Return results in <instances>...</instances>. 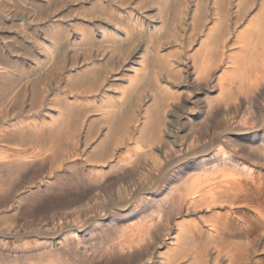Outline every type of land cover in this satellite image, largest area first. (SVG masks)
I'll return each instance as SVG.
<instances>
[{
  "label": "rangeland",
  "instance_id": "obj_1",
  "mask_svg": "<svg viewBox=\"0 0 264 264\" xmlns=\"http://www.w3.org/2000/svg\"><path fill=\"white\" fill-rule=\"evenodd\" d=\"M26 1L29 16L22 35L11 39L9 70L13 85L9 123L17 128L32 123L35 127L30 128L37 129L32 134L35 140L23 137L28 132L13 133L4 149L6 154L0 153L3 156L17 152L26 159L17 166L11 164L9 173L0 167V218L12 216L7 225L0 219V264H137V248L149 252L159 247L160 254L166 253L167 247L162 243H169L176 234L175 224H185L192 214L186 213L181 201L171 200L169 192L176 174L168 173L154 185L153 178L147 179L151 160L166 149L178 155L187 134L183 112L189 98L204 113L206 99L218 98L221 104L216 105L221 107H214L206 120L216 124L225 102H229L238 118L247 98L256 93V105L248 118L254 117L257 108L264 104V75L260 67L250 69L252 80L256 79L254 85L228 80L225 88L219 90L216 80L225 67H217L218 60H213L212 81H193L198 73L191 66L195 67L191 55L208 39L200 35L201 24L207 21L201 11L203 6L195 7L196 0ZM249 4L252 3L248 2L245 10L255 7ZM208 21V27L218 34L211 43L220 48L225 43L229 45V37L225 36L229 32H225L234 29L236 16ZM57 33L62 34L56 36ZM115 39L121 43L118 45ZM49 61L60 67L53 70L47 65ZM203 74L199 76L204 78ZM186 76L189 84L185 87ZM16 93L20 94L17 103ZM236 103L242 105V110L236 111ZM121 119L123 124L118 123ZM207 123L194 130L206 136ZM68 127H72L71 132ZM56 132L62 135L64 147L59 158L53 159V144L46 152L43 144ZM154 135V156L135 155L142 136L146 140ZM100 144L106 145L107 153L101 158L111 160L108 165L96 163L91 157L95 149L92 147ZM40 148L44 155L39 151L43 156L31 159ZM48 176H52L50 181L54 184H43L33 199L22 196L23 191L46 181ZM141 184L150 188L149 194H140L133 199V205L121 211L119 204L126 200L132 187ZM156 199H164L162 207L149 208ZM12 207L17 208L14 211ZM101 210H106L107 215L102 216L108 226L103 234H90L88 231L101 226V222H93L94 216L103 214ZM75 214L86 219L88 234L81 240L86 243L84 246L67 250L64 258L58 249L44 251L39 247L36 239L41 241L45 236L48 221ZM150 218L148 225L145 221ZM12 229L20 235L4 241L5 233ZM193 238L195 242L180 239L181 252L173 259L178 260L175 264H198L196 258L202 253L207 254L204 264H255L253 260L214 261L216 254L224 256L225 242L212 246L203 236ZM235 244L239 249L247 248L242 239ZM117 257H121L120 261Z\"/></svg>",
  "mask_w": 264,
  "mask_h": 264
},
{
  "label": "bare ground",
  "instance_id": "obj_2",
  "mask_svg": "<svg viewBox=\"0 0 264 264\" xmlns=\"http://www.w3.org/2000/svg\"><path fill=\"white\" fill-rule=\"evenodd\" d=\"M248 2L254 4L255 7L245 10ZM198 5L203 6L202 9L204 10L201 9V11L205 13L207 21L206 24H201L200 35L208 39L205 44H201L200 49L191 55L195 67L194 64H191V66L193 65V69L195 68L198 73V76H195L193 81L200 83L203 79L212 81V67H214L212 62L213 60H218L216 66L218 67L219 64V68L225 67L223 75H219L216 80L219 90L225 88L228 80L241 83L248 82L249 85H251L250 82H253L254 85L256 79L252 80L250 69L254 68L257 70L260 67L264 75V0H196L195 7ZM255 10H257L256 13ZM230 14L236 16V26L234 29L225 32H229V34L224 33L225 36L229 37L226 39H229L230 44L227 45L225 43L220 48L219 45L215 46V43H211L218 34L216 33L217 35H215L213 28L208 27V20L210 19L211 22ZM28 16L26 0H0V153L3 154H6L4 149L7 148L13 133H21L22 135L24 132H28L23 137L35 140L32 134L37 129L30 128L31 125L34 126L32 123L18 128L9 123L13 85L9 70L11 39L22 35ZM241 26H243L242 30L239 29ZM60 34L62 33H57L56 36ZM219 34L221 36L223 33L219 31ZM115 35L119 37L118 34ZM226 39L223 41L226 42ZM114 41L118 45L121 43L117 39ZM41 46L48 48L45 42H41ZM67 47L70 48V45H67ZM215 57H218V59H215ZM47 63L53 70L60 67L59 63L54 61ZM138 64L142 66L143 62H138ZM136 71L137 69H134L133 72L136 74ZM186 73H188L187 68ZM200 73H204L205 77L199 76ZM187 77H185V80ZM262 79H264V76H262ZM188 84L187 78L184 86L186 87ZM169 90H171L170 87H168ZM256 96L255 93L249 99L247 98V103L243 110L241 104H233L236 107V111L242 110L238 118L233 115L234 112L229 102H225L216 124L207 123L206 120L214 107H221V105H216L218 98L208 97L206 99L204 104L205 113L199 110L200 105L195 104L194 100L191 98L186 100L185 104H188V106H185V111L183 112L184 123L187 121L184 124L187 129L186 139L180 144L181 149L178 155L173 153V151L168 152L166 149L162 152L163 155L151 160L147 169V179L153 178L154 185L155 182L157 183L166 177L168 173L176 174L175 184L169 195L174 203L181 201L180 203H183L186 213L192 215L185 224L179 226L175 224V236L173 238L169 237L168 244L166 242L162 243L163 247H167L166 253L160 254L158 252L159 247L149 252L137 248L135 256L140 261L137 264H175L178 260L174 261L173 259L177 257L178 252H181V249L178 250L180 239L185 237L188 242H192L194 240L193 237L196 236H203L206 240L205 242L207 244L210 243L212 246L222 241L225 242L226 252L224 256L221 257L216 254L214 261L222 258L226 262L236 261L238 263L246 260H253L255 264L264 262V104L257 108L254 117L248 118L252 106L256 105V102H254ZM15 97L18 99L20 94L16 93ZM19 100H16V103ZM218 104L221 103L218 102ZM118 123L123 124L124 120L121 119ZM204 123H207L205 124L206 136L202 135V132L199 133L194 130L196 126L198 127ZM68 129L69 132L72 131V127H68ZM178 130L173 133L176 134ZM156 138L157 136L154 135L152 138L145 140L142 136L141 142L135 150V155L149 153V156H154L155 151L151 149V144ZM47 139L49 141L43 144L44 148H46L43 151L49 150L53 144L55 150L52 152L51 157L53 159L59 158L64 147L62 135L56 132V134L48 136ZM128 142L130 141L128 140ZM105 146V144H100V146L94 145L92 147L95 149L91 157L96 163L101 162V164L108 165L112 162L109 159L101 158L102 155L107 153ZM42 149L40 148L38 153L35 151L37 155L32 156L31 159L43 156L45 152ZM39 151H42L43 155ZM16 153L0 156V167L7 168L8 173V168L11 164L17 166L24 162L25 157L20 154L16 155ZM31 154L34 155L33 153ZM97 174L99 173L97 172ZM51 177L48 176L46 181H40L29 187L22 192V196L27 197L26 199L30 197L33 199L35 192L40 190L43 184L51 183ZM53 181L55 182V180ZM0 188H2L1 181ZM131 189L126 200L118 206L121 211H125L129 206L133 205V199H136L140 194L148 195L150 190V188H143L142 184L136 185ZM163 201L164 199H156L155 204L151 203L149 208L162 207L160 204ZM83 206H86V204ZM202 206L205 207L203 208ZM16 208L12 207L14 211ZM101 211H103L101 212L103 214H98L93 219V222H101V226L88 231L90 234L102 233L108 226L103 222L106 219V217H103L107 215L106 210ZM0 219H3L6 225L12 222L11 214L8 216L4 215ZM151 222V218L145 221L148 225ZM44 227L45 236L41 238V241L36 239L39 247L45 249L44 251L58 249L62 258H64L67 250L70 251L86 244L81 241L88 234L86 232V219L78 214L69 218L65 216L60 219H51ZM18 234V230L12 229L5 233L4 241L8 242L9 238L12 239ZM239 239H242L247 244L246 250L245 248L239 249L236 247V240L238 241ZM248 250L250 256H247ZM206 257L207 254L202 253L197 256L196 261H198V264H204L205 260H207ZM120 258L117 257L119 261Z\"/></svg>",
  "mask_w": 264,
  "mask_h": 264
}]
</instances>
